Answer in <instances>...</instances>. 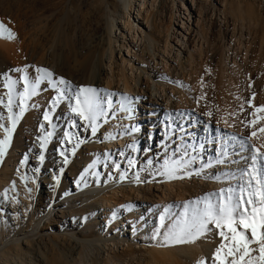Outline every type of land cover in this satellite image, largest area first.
<instances>
[{"label": "bare ground", "instance_id": "6f19581e", "mask_svg": "<svg viewBox=\"0 0 264 264\" xmlns=\"http://www.w3.org/2000/svg\"><path fill=\"white\" fill-rule=\"evenodd\" d=\"M3 1V9L0 11L2 23L6 28H11L15 38L9 40L3 36L4 39L0 40V55L5 59V65L0 67L2 68L0 72L5 74L6 70H10L12 74L20 77L22 88L19 92L23 91L24 81L22 77L24 75L27 74L30 80H34L38 75L35 71L36 68L48 69L50 67L55 68L53 73L55 79L64 78L70 82L74 89L81 86L96 88L100 90L99 95L103 101L106 100V103L103 104L105 115L97 120L95 135H92L91 128L85 127L87 122L80 120L73 114L69 104L75 106V100L64 99L53 107V100L57 97V91L49 86L47 81L41 83L36 96L24 101L26 110L22 115H19L20 118L16 122L15 130L11 133V140L5 154L0 157V169L4 165L2 159L6 158L7 154H11L15 148L21 149L23 153L24 150L21 146L14 147L13 144L21 142V138H19L21 134H30V153L28 156L31 159L28 158V160L34 169H40L39 172L35 171V173L40 178L41 184L52 185V187L40 186V198L43 199V195L47 198L44 214L50 209L63 206L62 201L70 193L77 195L93 190H98L99 193L109 189L111 192L108 199L106 196H101L100 199L106 201V204H110L108 207L112 204L115 210L104 215L103 220L108 227H111L116 224L115 220H120L119 218L124 215L125 217L120 222L122 221L123 227L126 225L130 227L132 231L129 232L132 236L131 239H133L135 235L141 234V231L140 234L137 233L138 229L145 230L148 226L147 222L149 223L155 218L153 216L159 212L158 209L161 213L156 214L158 215V226L162 227L161 217L166 215V208H168V215L175 207L183 212L184 204L195 201L209 193L218 192L221 188L228 186L229 182H218L206 177L236 171L240 169L239 166L245 167L241 156H246L248 153L239 152L240 145L229 141V137H226L224 132L235 133L238 137L249 136L252 129L245 128V125L241 123L245 117H248V113L253 111L252 108L247 107L246 101L251 99L253 94L255 98L252 103L256 106L264 99V33L259 42L255 43L258 39L256 35L264 30L260 27L261 12L256 11L255 5L258 3L257 7H261L264 0H253L251 4L246 0H214L222 5L221 12L225 22L227 21V8L230 7L231 11L237 15V17L236 15L233 17L235 22L239 21L242 25L246 22L249 26L248 35H252L256 40H253L252 43L249 41L243 46L240 38L236 37L239 39H237L238 45H235L232 39L227 43L226 48L228 55H231L232 64L229 66L226 75V69L224 70L218 63L221 59L216 61L217 56L211 55L212 61H210V66L207 65L209 72L214 70L213 79L211 80L210 77L212 82L208 80L211 85L210 90H208L211 98L207 91L202 90V85L199 87L201 74L197 70L198 68L194 69L195 66L191 68L195 60L192 52L188 49L190 42L195 44L197 36L210 45L204 38L203 26L199 25L202 15L200 14V6H197L196 10H192L193 8L188 6L190 14L186 16L187 20H192V24L186 26L179 11H174V0H170L171 7L167 22L164 17L167 0H159L157 6H154L157 0H150V10H147V7L144 9L145 0H142L137 6V0H120L119 2L116 0H15L14 3L17 8L13 13L14 15L10 13L12 11H10L11 3L9 4V0ZM191 2L192 7L196 5L194 4L195 0H191ZM183 10L187 12V9ZM191 11H196L197 19L191 18ZM134 12H136V20L131 21V13ZM119 13L120 16L117 17ZM140 16H143L144 21L150 27V31L145 32L144 36L140 38V41H143V49L136 55L138 62L136 61L137 65L133 66L131 60L123 57L121 52L127 51L129 53V46L134 39V23L139 20ZM117 18L122 22H117ZM178 23L181 24V27L178 26L177 29ZM225 30L227 32V27ZM116 31H119L118 36L115 35ZM185 32L190 35L186 43L183 42ZM127 34L130 36V45L126 41ZM175 46L178 48L175 49ZM181 46H184V55L181 52ZM197 49L201 56L204 50L200 44ZM115 54L120 55L119 62L115 61ZM180 54L183 56L181 57ZM128 65L130 66L128 70L131 72L130 76L127 74L126 66ZM222 65L226 67L227 63ZM15 69H27V71L16 72ZM252 76L254 80H252ZM143 78H145V82H143ZM191 84L193 86L191 89L194 88L193 91L187 89ZM60 87L64 86L61 85ZM111 93L115 95H107ZM147 93L153 98L148 99ZM206 94L207 97H205ZM115 97L117 98L116 104L113 103ZM123 97L129 99L135 97L132 101H141L145 104L142 105V110L146 113L140 115L138 130L133 127L132 129L135 131H132L129 126H125V124H131L136 119L132 112L137 110L138 104L129 114L127 111L121 110L122 105L132 108L128 101L122 99ZM109 100L111 101L110 105ZM18 101L20 104V97H18ZM242 104L244 105L243 110L241 109ZM165 107L170 109V114L163 116V108ZM49 109H51L49 112L51 124L43 119V113ZM2 111L5 112L6 109ZM209 112L212 113L211 116L206 115ZM111 113L112 115L106 118ZM180 113L183 114V118L179 116ZM165 117L170 124L173 122L176 124L173 123L175 126L180 124L178 128L180 134L183 131L185 134L187 132L185 128L189 129L187 122L189 121L190 124V121H193V125L198 128L190 126V134L188 135L190 138L195 135L199 145L206 138V131L211 130L213 125L215 128L213 133L218 135L214 140L219 139V143H227L226 146H229V149H232L235 154L225 157L221 156L220 153L217 159L220 158L225 162L218 164L216 163L217 160L211 158L210 151L203 150L199 146L194 152V158L185 159V161L192 159L198 166L195 169L189 166L177 174L178 178L168 179L162 175H157L154 178L151 169L147 170L148 173H145L144 177H140L129 164L131 160L129 152L120 151V147L117 148V143L119 145L125 139L134 138L133 143L137 145L146 141V137L151 136L155 141L156 125H158V129H162ZM248 118L252 119V117ZM3 120L4 126L11 128L12 124L6 114H4ZM203 120L205 125L202 126L200 124L203 123ZM74 121L78 125L77 127H73ZM69 122L71 128H69ZM135 122L137 121L135 120ZM41 124L44 125V130L40 129ZM104 127H107L108 132H103ZM199 127L206 131H201ZM116 129H120L119 137L114 132ZM194 130L198 132H194ZM47 132H52L53 135L42 151L39 138L45 136ZM66 132L69 133L68 136H65ZM5 135L4 128L0 129V140H3ZM258 135L261 136V139L253 138L250 141L257 147L264 143V134ZM212 136L213 134L210 135V138ZM212 139L208 140V144ZM78 140L82 143L76 146ZM153 145L154 143L150 144L151 147ZM74 147L75 152L73 154ZM213 147L218 150L219 144L215 143ZM113 150L121 154L124 159V169L118 171L117 179L120 180V176L128 171L127 179L118 184L107 179L104 181L103 187L101 185L99 187L98 184H101L103 178L100 181L99 175L93 176V172L98 163L103 169L107 167L108 151ZM61 151H64L68 158L67 164L64 163V156L60 155ZM156 151L152 150L155 154ZM101 153L105 155L106 160L103 161ZM40 155L44 156L43 162L39 160ZM145 157L149 161L151 156L148 154ZM233 161L239 163H233ZM82 162L89 163V166H95L85 168L86 171L83 174L77 170V165ZM227 164L232 169L228 170ZM161 169L162 167L159 168V170ZM198 171L201 172V175L195 174ZM185 173H191V176L188 177ZM82 175L83 179H81ZM137 175L139 182H137ZM77 181L80 183L78 184ZM145 182L143 188L137 186L138 183ZM115 185L127 186L126 192L117 190ZM160 188V194L154 195V190L157 191ZM9 189L10 195L15 196L11 184H9ZM119 194L120 196H118ZM171 195L172 198H170ZM23 198L25 197L23 196ZM130 199L131 203L125 205ZM170 202H174L172 208H170ZM17 203L18 201L14 197H10L9 203H6V212L12 213L13 219L18 217ZM159 204L163 206L161 205L159 208ZM117 206L118 209H116ZM143 207V212L138 214L137 211ZM59 213L62 223L57 232L74 231L76 224L73 221L69 223L66 221L72 217V213H68V215L65 212ZM113 213H116L115 217H113ZM0 216L3 217L2 220L5 217L4 213H1ZM145 216L147 219L144 218ZM166 219L163 221V225H165ZM115 227L112 228L113 231ZM123 227L120 230H123ZM79 237V233L73 237L62 235L59 239L60 243L48 237V241L54 244L51 253L44 254V257L52 261L50 264H67L66 259L78 250V256H81L80 262H83V259L87 258L89 250L93 248L79 241ZM218 243L219 237L212 233L209 238L197 240L193 244L165 247L160 251L157 250L156 254L149 252L151 253L150 259L141 264H197L201 257H211ZM82 251L84 255H82ZM91 262L97 263L95 260Z\"/></svg>", "mask_w": 264, "mask_h": 264}, {"label": "rangeland", "instance_id": "374dc122", "mask_svg": "<svg viewBox=\"0 0 264 264\" xmlns=\"http://www.w3.org/2000/svg\"><path fill=\"white\" fill-rule=\"evenodd\" d=\"M2 1H0L1 2L0 11L3 9L2 6L4 1L3 2ZM14 1L15 0H9V4L11 3L9 6L11 7L10 11H12L10 13L12 14L15 12L17 8V5L14 3ZM116 1L119 2L120 0H116ZM158 1L159 0H157V3L154 6L158 5ZM246 1L251 4V1L253 0H246ZM141 2L142 0H139V2L137 0L136 6L138 3ZM145 3L146 4L144 9H146L147 7V10H150V0H145ZM174 3H175L174 11H179V14H181V18L184 20L186 26H188V24H192V20L191 19H190L191 21L189 19L187 20V16H186L187 14L188 15L190 14V10H188V6L189 8L190 7L193 8L192 10L194 9L196 10L197 6L198 7L200 6L201 8L200 14L202 15L199 25L203 26V32L205 35L204 38L207 39V42H209L210 45L205 43L201 37L198 38L197 36L195 42L196 45L193 42L192 43L190 42L189 47L188 46L187 47L192 52L193 58L195 60V62L191 65V68L195 66L194 69L198 68L197 70L201 74V77L199 79L200 82L199 87H201L202 85V90L207 91L209 97L211 98V94L209 93L210 91L208 90H210L211 88L209 81H210V77L211 80L213 79L212 74L214 70L209 72L208 66H210V61H212L211 60L212 56L213 55L217 56L216 61H219V59H221L220 60L221 62L219 61L218 63L220 64V66L224 68V70L226 69L225 71V75H226L229 66L232 64L231 55H228V51L226 48L227 43H229V41L232 39L233 43H235L236 45L238 43L237 39L240 38V41L243 43L244 46V44H248L249 41L250 43H252L253 40H256V38H258L256 42L254 41L255 43H257L261 39L264 30L260 31L259 32L260 34L256 35V38L254 39L252 35H248V27H249L248 24L244 22V24L242 25L239 21L238 22L236 21L237 22L236 23L233 18L235 17L236 14H234L231 11V8L228 6H227L228 8L226 7L227 8L226 11L227 23H226L223 20L224 15H222L221 12L222 5H219L214 0H195L194 4L196 5H193V7L191 0H182V2H180V0H174ZM257 4L258 3H256L255 5L256 11L261 12L260 27L264 29V1L261 3L262 4L261 7H257ZM170 7H171L170 0H167V7L164 12V17L166 22L168 21L169 18L168 12ZM183 9H187V12ZM192 12L194 13L192 14ZM118 16H120V13L117 14V17ZM191 16H192L191 18L193 19L198 18V14L196 13V11H191ZM135 18H136V12H134L133 14L131 13V21L136 20ZM120 21L122 22V20H119V18H117V22ZM0 23H2L1 12H0ZM135 23H134L135 33H133L134 39L132 40L131 46H129V53H127V51L121 52V55H123V57L131 60V64L133 66H136L138 62V58H136V55H138L143 49L142 47L143 41H140V38L144 36L145 32L150 31V27L148 26V24H146V21H144L143 16H140L139 20ZM178 26L180 28L181 24L180 23L177 24V29ZM190 27L192 26L190 25ZM225 27H227V32L225 30ZM8 29L11 30V28ZM118 34L119 31H116L115 35L118 36ZM186 34H187L186 32L185 34H183L185 35L183 40L184 43H186L187 39L190 37V35L188 34L186 35ZM126 37H127L126 41L129 42L130 45V36H128L127 34ZM1 39H4V37L0 36V40ZM199 44L204 50L201 55L202 58L197 49L199 47ZM243 46L242 49L244 51ZM176 48L178 47L175 46V49ZM180 48H181V52H183L184 55L185 52L184 46H181ZM180 55L181 57L183 56L182 54ZM219 57H223L224 59ZM119 58H120L119 54L114 55L115 61L119 62ZM225 62L227 63L226 67L222 65L225 64ZM140 64H141V60H140ZM3 65H5V59L0 55V67H2ZM126 67H127V74L128 76H130L131 72L128 71L130 66L128 65ZM1 69L2 68H0V71H2ZM48 70L51 71L52 73L55 72V68L49 67ZM5 72H6L5 74L11 76L13 80L18 81L15 87V91L13 93L12 114L14 116L20 115L19 113L20 107L18 101L19 90L20 88H22V86L20 85L21 83L20 77L18 75L12 74L10 70L8 71L6 70ZM5 74L3 73L1 74L0 72V77H1L0 98L3 99L4 104H7L8 89L4 87ZM252 80H254L253 76H252ZM143 82H145V78H143ZM191 87H193L192 84L191 86L187 87V89L189 91L191 90L193 91L194 88L191 89ZM146 96L148 99L153 98V96L150 97L149 93H147ZM205 97H207V94ZM134 98L135 97H132L130 100H131L132 111L134 109V106L136 107V104H138L137 110L134 113L132 112L134 117H136L135 120L137 122H135L134 120L131 124L127 123V125L125 124V126H129V129L135 127V129L138 130L139 129L138 120L140 118V115L146 112L142 110V105H145L144 102L141 101L134 102L132 101V99ZM105 103L106 100H104V104ZM113 103L114 104L117 103L116 97L115 99H113ZM4 104H0V111H1L0 116H2L3 119H4V114L9 116L8 108H6ZM259 105H264V99L261 100V102L258 103L257 106ZM2 110H4L5 112H3ZM169 110L170 109L167 107L163 108V116H165L166 114H170ZM111 115L112 113L109 116H106V118L110 117ZM179 116L183 118V114L180 113ZM3 119H0V124H3L4 122ZM164 120L165 121L163 123L162 129H158L157 128L158 125H156V130L154 131L156 133L155 141H153V137L151 136V137H146L145 138L146 141H143L137 145L133 143L134 138L125 139V141H123V143H120L119 145L117 143V148L120 147L119 148L120 151L126 153L129 152V157H131V161L134 162L130 166L132 167L133 171H136L139 174L140 177H144L145 173H148L147 170L151 169V171H153L155 178L157 176L155 171H157L160 167L163 166L164 160L166 159L178 158L185 160L190 157L194 158L195 157L194 152L197 150L199 146L203 150L210 151L211 158L215 160H217V156L221 153L222 150L227 151L228 155L226 157L235 154L232 149H229V146L228 147L226 146L227 143L222 144L219 143V139L214 140V138H217L218 135L213 133V129L215 130V128H213L214 127L213 125L211 126V130L209 129L208 131L199 127L201 131L204 132L206 131L205 133L206 142H204L205 140L204 139L203 142L199 145L198 138H196L195 135L191 136V138L188 135L190 134L189 133L190 126L198 128L193 125L194 123L193 121H190L189 124V121L187 119L188 121L187 127L189 125V129L185 128V130L187 129V132H185L184 134L183 131V133L180 134L178 131L180 124H178L177 126H175L176 124L174 122L173 123L175 125L173 123L170 124L166 117L164 118ZM9 122L11 121L9 120ZM200 125L202 126L205 125L204 120L203 123ZM261 126H264V121H262L261 124L257 125L258 128ZM69 128H71L70 122H69ZM0 129H3V127H0ZM217 130L220 131V129ZM103 132H108L107 127L103 128ZM114 132L119 137L120 129L119 130L116 129V131L114 130ZM194 132H198V131L194 130ZM224 133L226 134L225 135L226 137H229L230 135H235V133L230 134L228 131H225ZM211 134H213V136L211 137L213 139L208 144V140L211 139L210 138ZM225 136L224 138H226ZM19 138H21V142L17 144L15 143L13 145L14 147L21 146L24 150L23 153L21 149L15 148V150H13L11 154H7L5 156L6 158L2 159L4 165L0 169V215L1 213H4L5 216L3 220H2L3 217L0 216V264H50L52 261L44 257V254L51 253V248L54 243L48 241V237L53 238L60 243L59 239L62 235L66 237H71V236L73 237V235H76L78 233L80 234L79 241H81L85 245L88 244L89 246H92L93 249L89 250L87 258H84L83 262H80L81 256H78V250H76L71 257L66 259L67 264H141L147 259H150L151 253L153 252L155 253L157 250L160 251L165 248L160 246L162 241V234L164 233L165 228L171 225L174 222V219L177 218L176 214L182 213L178 207L177 208L175 207L170 215L166 214L165 212L166 218L167 216H169V218L166 219L164 227L158 226V221H157L158 215L156 214H161L160 209H158L159 212L155 213L153 216V218L154 217L155 218L151 220L149 223L147 222L148 226L145 228V230L138 229L137 233L140 234L141 231V234L135 235L133 239H131L132 236L130 235V232L132 230L130 229V227H128L127 225L123 227L122 221L120 222V220L125 217L124 215H122L121 218H119L120 220H115L116 224L111 227H108L107 223L103 220L104 215L115 210V207H113L112 204L110 207H108L110 204L108 205L106 204L107 203L106 201L104 202L100 199L101 196H106V199H108L111 192L109 189H106L103 192H99L101 194L98 193V190L78 193L77 195L70 193V195L67 198H64V200L62 201L63 206L55 209H50L49 212L44 214L47 198L44 195H43V199L40 198L41 196L40 186H44L47 184H43V185L41 184V182L39 181L40 178L36 176V173L34 171V166L30 163V160H28V158H30V156L28 155L30 153L29 144H30L31 135L23 133L20 135ZM152 143H154V145L151 147L150 144ZM215 143L219 144L218 150L215 147H213ZM152 150L153 151L159 150V151H156L155 154L154 152H152ZM183 152L185 153L183 154ZM108 154H109V160L107 161V167H106L107 169L106 168L103 169V167H100V163H98L93 172L94 173L93 176L99 175L100 181L101 178H103L102 181L100 182L101 184H98L99 187L100 185L101 187H103L104 181L107 179L109 181L114 182L115 184H118L119 182L123 181L121 179L120 180L117 179L118 171L124 169L123 157L121 156V154H118L116 150L108 151ZM148 154H150L151 156L150 160L152 161V164H149L147 157H145ZM101 155H103V161L107 159L104 154L101 153ZM24 156L27 157L26 160ZM82 163L77 165V170L84 174L86 171L85 168H88L90 166L89 163L87 164L85 162ZM117 165H119L118 169H117ZM190 166L192 169H195L198 165L195 164V162L193 161ZM223 167L226 168V166L224 165ZM238 168H241V166H239ZM230 169L232 168L229 165L228 170ZM127 174L128 171L126 172V176ZM4 175L6 176L8 175V176L6 177ZM104 175L105 177H103ZM126 179H124V181ZM9 184L12 185L15 191V196L10 195ZM145 184L146 182L138 183L137 186L143 188ZM47 187H52V185H47ZM115 188L117 190H123L124 192H126L127 186L125 187L124 185H120V186H116ZM160 192H161V188L157 191L154 190V195L157 194L158 196ZM23 196L25 198H23ZM118 196H120V194ZM10 197L11 198L14 197L18 201L17 203L18 217H16L15 219H13L12 213L6 212L5 209L7 206L6 203H9ZM170 198H172V195L170 196ZM154 201L151 202L153 203ZM128 203H131V199L127 200L125 205ZM161 205L162 204H159V208ZM170 205H171L170 208H172L174 206V202L173 203L170 202ZM116 209H118V206ZM166 209L168 210V208ZM143 210L144 207L143 209L137 211L138 214H141ZM59 212H65V214L67 215L68 213H72V217L69 220L66 219V221L67 223L73 221V223L76 224V229L74 231L57 232L58 227H60L62 223V219L60 218ZM144 218L147 219L146 216ZM114 227L115 230L113 231L112 228ZM122 227L123 230H120ZM158 231L161 233V236L159 237L156 236V233ZM82 255H84L83 251H82ZM91 259L97 261V263L96 262L92 263Z\"/></svg>", "mask_w": 264, "mask_h": 264}, {"label": "snow or ice", "instance_id": "6c2138e0", "mask_svg": "<svg viewBox=\"0 0 264 264\" xmlns=\"http://www.w3.org/2000/svg\"><path fill=\"white\" fill-rule=\"evenodd\" d=\"M0 36L11 40L15 38V34L3 23H0ZM16 72H26L27 69H15ZM38 74L34 80H30L26 74L22 77L24 81L23 91L19 92L20 97V114L26 110L24 101L30 99L38 94L40 85L43 81H47L48 85L57 91V97L53 100V107L61 100L67 99L69 101L75 100V106L69 104L73 114L80 118V120L87 122L85 127L91 128L92 135L97 132V120L105 115L103 107V98L99 95V91L93 87H84L74 89L69 81L64 78L58 80L54 78V74L46 68H36ZM17 80H13L11 76L5 74L4 87L8 89V102L4 104L0 98V104H4L8 108V119L12 122L11 128H6L5 138L0 140V157L5 154L7 146L11 140V133L16 128V122L19 120V115L12 114L13 109V93L15 91ZM63 85L64 87H60ZM109 96L115 95L114 93L107 94ZM255 96L246 101L247 107L252 108L253 111L248 113L249 119L245 117L241 121L245 127L252 129L249 136L238 137L235 135L229 136V141L238 143L240 145L239 152H247L248 155L241 156L245 167L223 173L222 175H211L207 179L215 180L218 182H229L227 187L221 188L218 192L209 193L195 201H190L183 205V212L176 214L177 218L174 222L165 228L162 234V247H174L183 244H193L197 240L207 239L212 233L219 237V243L211 257H201L197 264H264V143L259 147L251 144L253 138L261 139L258 134H264V126L257 128L258 124L264 121V105L256 106L252 103ZM128 101L129 105L131 100L128 97L122 98ZM109 105L111 101H108ZM244 109V105H241ZM121 110L127 111L129 114L132 108L121 106ZM49 111L43 113V119L51 124ZM211 116L212 113H206ZM130 118V116H129ZM0 119H3L0 116ZM76 122H73V127H77ZM41 130H44V125L41 124ZM135 131V129H132ZM52 132H47L45 136L40 137V147L43 151L48 140L52 137ZM69 133H65L68 136ZM82 141H77L76 146ZM75 147L73 148V154ZM61 156H64V163L67 164L68 158L65 152L61 151ZM226 150L221 151V156H227ZM27 157H25V160ZM39 160L44 161V156L40 155ZM192 160H183L178 158H171L164 160L162 171L157 170L156 175H162L168 179L178 178L177 174L188 168L192 164ZM225 161L217 159L216 163L222 164ZM129 161V164H133ZM152 164V161H148ZM233 163H239L233 161ZM95 165H90L94 167ZM211 166V165H209ZM119 165H117V169ZM34 171L39 172L40 169L36 168ZM63 171V169H61ZM196 175H201V172H196ZM190 177L191 173H185ZM183 178V177H179ZM83 179V175L81 177ZM121 180L126 179V173L120 176ZM137 182L139 176L137 175ZM79 184L80 181H77ZM166 214L168 210H166ZM116 213H113L115 217ZM166 216L161 217L162 227L163 221ZM156 236H161L158 231Z\"/></svg>", "mask_w": 264, "mask_h": 264}]
</instances>
